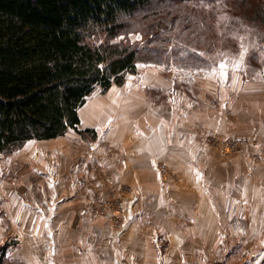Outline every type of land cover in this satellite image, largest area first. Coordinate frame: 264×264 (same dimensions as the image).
<instances>
[{"label":"rangeland","instance_id":"rangeland-1","mask_svg":"<svg viewBox=\"0 0 264 264\" xmlns=\"http://www.w3.org/2000/svg\"><path fill=\"white\" fill-rule=\"evenodd\" d=\"M257 2L157 1L134 19L130 33L111 39L98 31L90 37L94 45L129 42L139 50L137 72L122 86L106 92L97 87L81 108L93 121L95 138L71 136L100 141L115 124L139 122L144 129L135 133L199 159L170 160L173 153L165 149L153 162L158 190L145 194L143 204L136 186L119 178L108 190L94 187L85 194L87 206L74 208L66 194V206L58 210L62 195L47 191L54 178L42 176L45 158L30 145L0 155V264H264V175L259 172L254 182L235 178L238 192L232 193L239 211L248 213L244 196L252 194L245 190L255 183L251 224L234 219L231 211L220 235L211 238L201 232L203 225L190 223L200 216L203 185L218 199L215 183L228 180L232 169H264V4ZM140 98L142 106L136 103ZM254 146L259 151L248 163L234 161ZM211 171L214 176H206ZM104 174L99 171L101 179ZM222 186L230 191L228 183ZM186 209H193V218Z\"/></svg>","mask_w":264,"mask_h":264},{"label":"trees","instance_id":"trees-1","mask_svg":"<svg viewBox=\"0 0 264 264\" xmlns=\"http://www.w3.org/2000/svg\"><path fill=\"white\" fill-rule=\"evenodd\" d=\"M157 1L196 0H0V155L70 130L95 138L80 129V109L97 87L106 92L135 74L139 50L89 39L130 33Z\"/></svg>","mask_w":264,"mask_h":264},{"label":"crops","instance_id":"crops-1","mask_svg":"<svg viewBox=\"0 0 264 264\" xmlns=\"http://www.w3.org/2000/svg\"><path fill=\"white\" fill-rule=\"evenodd\" d=\"M129 100L130 99L128 98L127 101ZM142 102L144 103V98L142 99L140 98V100H137L136 103L138 106H142L143 104ZM87 111L92 112L91 109ZM87 115L84 114V116H82L80 112V117H81L80 129L81 126L83 125H84L83 127L84 129L82 128L83 130L88 128H95V126H92L93 121L92 120L89 121L90 118H88ZM142 125L139 122H136L134 124L133 122H128V121L120 124L119 126L115 124V126H113L111 130L106 134L107 135L106 138L104 139L102 138L100 141L98 139V141L95 142H86L83 138H78L79 136L72 137L71 136L72 132L77 133L76 131L73 130L68 131L64 136H60L55 139L29 142L27 145H30L31 149L34 150V154H39L42 158H45L44 159L45 164H41L43 165L42 176L46 177L48 181L54 178L53 184L51 183L45 185L46 188H49V190L47 191L49 193L55 192L57 197L62 195V198L60 199L61 201L60 205H58L57 209L59 210L65 208L66 204L63 198L66 194L69 193L72 195L70 198L66 200L74 202L75 203L73 204L74 208H79L81 206L86 205V202L84 201H86L85 196L87 195L88 192H93V190L95 189L108 190L109 188L112 187L113 184L116 183V181L114 182V180H119V178H121L124 181L130 182L136 186L137 191H140V193H142V199L138 200V202L143 204L146 202L144 200L145 194H154L156 190H158V184L160 182L158 176V167H156V164L155 166H153L154 165L153 162L155 160H160L161 158H163L160 157V155H162V152H164L165 149H166V153L168 152L173 153L172 158H170V160L194 161V159H199L195 157L192 152L188 153L185 150L177 151V149L173 148L174 152H172V150L170 149V147L172 146L171 144L167 145L168 147L165 146L164 148L165 144H163V142L157 144V141H155V139L153 141L150 140V137L149 139L146 138L144 132L142 134H139V131L135 133V130L137 129L139 130L144 129V125L143 126ZM27 145L26 147H28ZM261 145L259 147H261ZM259 147L257 148L254 146L253 148L250 149V152L248 149L247 153H245L242 156H239L238 158L236 157L234 161L239 164V160L237 159L243 158L244 161H247L248 163L252 154L259 151ZM251 150L253 151L252 153ZM209 156H210L209 154H206L205 158L208 159ZM203 158L204 157H201L200 159ZM97 160L100 161L101 163L100 166L97 165L96 168L95 162H97ZM57 166H61V167L58 168ZM249 166L250 165L247 164V168ZM56 167L57 170H54ZM99 171L100 173L101 171L105 173L104 174L105 177L103 179L100 178ZM226 171L227 170H225L224 172L226 173ZM240 171L241 170L234 168L231 170V175H229L228 180H225L224 182L218 180V182L215 183V185H217L216 190H218L216 191V193L220 194V196L217 197L218 199L210 196L208 191L209 187L206 185L205 186L203 185L201 187V190L199 191L200 216L197 221L196 220L195 222L190 221V223L191 224L198 223L203 225L201 232L206 233L207 235H211V238L212 236L214 238L216 234L220 235L219 233L220 226L224 224L225 216L226 215L230 216L231 211L233 213L234 219L238 217L240 218L243 217L246 218V220H248L249 224L253 222L252 219L256 220V214L249 212V210L251 211V206L253 205V202L256 200L257 197L254 188L255 183L252 185L253 186L252 189L254 190L250 188L249 190H245V193L252 194V196L250 195L244 196L246 197L244 203L247 204L248 213L239 211L237 205V202L239 200H236L235 197L232 195V193L238 192V190L234 186L235 182L237 181L235 180V178L239 177L241 181L244 178L245 182H247L249 178L252 179L251 182H254L258 172L264 175V169L254 168L252 171L251 168H248V170L245 169L244 171L242 169V172ZM201 172H202V176H205L203 175L205 172L204 171ZM214 172L215 171H211L210 174L207 172L206 176L213 177L215 174ZM216 173L223 176L222 171L220 173L219 170H217ZM226 176H228V174ZM225 183H228L229 185V190H230L229 192L222 190L223 188L222 184L224 185ZM212 184L214 183L212 182ZM205 188H206V192L204 191ZM160 189L161 188L159 187V190ZM191 190L193 192L192 188ZM191 190L189 189L188 192H191ZM241 191H239V193H241ZM227 200H231V203H229L227 207H225L226 206L225 201ZM153 201L154 200L152 199V202ZM46 202H47L46 208H49L50 206L51 209L52 207L51 205L53 204L50 203V200ZM35 207L44 208L43 205H39V207L37 206ZM186 211L189 214L188 216L193 218L191 216L193 209L192 210L186 209ZM31 215L33 214L30 213L29 216L31 217ZM57 215L58 217L61 218L62 214H59L58 212ZM251 215H253L252 219H251ZM42 218L47 219L46 217H42ZM60 221L56 220V223L60 224L61 223ZM229 223L235 224L237 222L232 220L229 221Z\"/></svg>","mask_w":264,"mask_h":264},{"label":"snow or ice","instance_id":"snow-or-ice-1","mask_svg":"<svg viewBox=\"0 0 264 264\" xmlns=\"http://www.w3.org/2000/svg\"><path fill=\"white\" fill-rule=\"evenodd\" d=\"M224 66L223 65H221V68H223Z\"/></svg>","mask_w":264,"mask_h":264}]
</instances>
